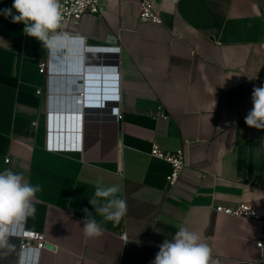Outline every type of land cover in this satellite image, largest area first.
<instances>
[{
	"label": "crops",
	"instance_id": "obj_1",
	"mask_svg": "<svg viewBox=\"0 0 264 264\" xmlns=\"http://www.w3.org/2000/svg\"><path fill=\"white\" fill-rule=\"evenodd\" d=\"M12 4L0 0V10ZM156 7L162 26L140 22L134 2L84 17L74 35L86 39L85 53L119 52L117 71L84 76L42 74L47 50L0 15V172L41 186L18 235L55 247L22 255L11 240L0 264H152L181 226L219 264H264V129L245 123L253 88L264 86V0ZM155 147L186 149L175 186ZM97 184L119 187L128 210L89 238L83 209L102 220L89 203ZM242 204L262 219L215 211Z\"/></svg>",
	"mask_w": 264,
	"mask_h": 264
},
{
	"label": "clouds",
	"instance_id": "obj_2",
	"mask_svg": "<svg viewBox=\"0 0 264 264\" xmlns=\"http://www.w3.org/2000/svg\"><path fill=\"white\" fill-rule=\"evenodd\" d=\"M13 9L18 15L13 14ZM0 15L12 23H23V32L41 42L50 56L64 50H73L82 43L83 38L62 30L63 15L59 0H13L11 8L0 10ZM74 58V57H73ZM253 107L245 117L249 127L264 129V86L254 87ZM40 185L30 184L22 173L5 169L0 172V259L5 258L14 246L10 237L18 233L26 219L34 215L36 196ZM119 187H104L97 184L89 203L95 215L102 218L97 221L87 208L83 209V232L92 238L102 235V223H119L127 213V202L118 195ZM152 264H219L212 257L211 247L202 242L201 236L186 226L179 227L171 240L165 239L159 246ZM23 264V260L20 261Z\"/></svg>",
	"mask_w": 264,
	"mask_h": 264
},
{
	"label": "built area",
	"instance_id": "obj_3",
	"mask_svg": "<svg viewBox=\"0 0 264 264\" xmlns=\"http://www.w3.org/2000/svg\"><path fill=\"white\" fill-rule=\"evenodd\" d=\"M160 0H59L61 4V11L63 15L62 30L71 34H75V29L80 25L81 21L86 16H94L100 14L103 6L118 2H134L139 8V20L145 24H151L156 26H162L163 20L161 18V11L156 7V2ZM166 0H161V2ZM174 1V0H171ZM83 38V37H82ZM86 39L83 38L81 44H79L74 52L77 55L70 56L78 58L71 63L68 68L67 75L69 76H84L85 74H91L98 70L117 71L118 60L113 57L119 55V52H104V53H85ZM67 51V50H65ZM73 51V50H69ZM66 55V54H65ZM59 57V54L50 56L46 62L40 65V72L47 74L48 76H64L65 70L61 71L55 62V59ZM66 76V75H65ZM84 95V94H83ZM82 95V96H83ZM151 156L169 163L172 168V174L168 177L170 186H175L184 169L188 166V156L186 149H181L176 152H164L155 147ZM9 163V160H6ZM215 211L219 215L232 217L236 219H249V220H261L262 216L259 212L250 204H242L237 208H229L224 206H217ZM11 240H16L19 253H25L30 250L42 251L46 249V242L43 237L35 236L34 234L22 233L18 237H10ZM260 249L263 248V241L258 244Z\"/></svg>",
	"mask_w": 264,
	"mask_h": 264
},
{
	"label": "water",
	"instance_id": "obj_4",
	"mask_svg": "<svg viewBox=\"0 0 264 264\" xmlns=\"http://www.w3.org/2000/svg\"><path fill=\"white\" fill-rule=\"evenodd\" d=\"M69 55L74 56V55H77V53L74 51H69V50L65 51L64 50L63 52L59 53V57L55 59L56 64L60 65L61 71L63 69L65 70L64 72H66V73H63V75H66V76L68 73L69 65L78 59V58L69 57ZM95 78H98V77H95ZM59 118H61L60 115H59ZM66 119H67V116H65V120ZM46 248L51 249V250L55 249V247L53 245L47 244V243H46Z\"/></svg>",
	"mask_w": 264,
	"mask_h": 264
}]
</instances>
